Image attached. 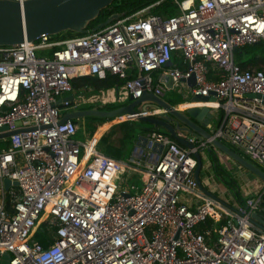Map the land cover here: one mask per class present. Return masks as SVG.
<instances>
[{"label":"built area","instance_id":"2783aa9c","mask_svg":"<svg viewBox=\"0 0 264 264\" xmlns=\"http://www.w3.org/2000/svg\"><path fill=\"white\" fill-rule=\"evenodd\" d=\"M171 1L173 15L152 5L68 38L0 45V132L22 130L0 138V256L9 252V264H264V229L252 221L263 189L233 208L182 201L202 198L194 152L205 144L196 137L189 149L150 130L144 148L118 159L99 139H79L73 119L60 123L62 107L100 98L88 86L76 91L74 77L118 76L113 103L124 104L144 92L162 98L169 73L183 97L215 98L195 102L223 111L217 127L207 125L212 138L264 170V62L243 68L235 59L264 42V0ZM127 173L142 180L135 193L117 181ZM4 178L18 186L6 190ZM208 220L213 242L212 230L197 229ZM42 225L47 245L35 237Z\"/></svg>","mask_w":264,"mask_h":264},{"label":"water","instance_id":"95a60500","mask_svg":"<svg viewBox=\"0 0 264 264\" xmlns=\"http://www.w3.org/2000/svg\"><path fill=\"white\" fill-rule=\"evenodd\" d=\"M114 0H0V45H13L21 43L24 40L35 41L42 35H57L63 31H73L75 33H86L89 30V24L99 16L101 11L111 5ZM120 18V14L111 15L105 22L96 26L93 30L103 27L114 20ZM173 61L166 64L171 67ZM161 81L168 89H173L176 79L169 73H165ZM190 85L195 84L194 78L188 80ZM74 100L73 95L64 97V100ZM214 100V97L194 96V102ZM142 105V110L138 107ZM163 109L164 112L150 113L151 109ZM123 115H132L131 120H140L155 127H163L168 133L183 146L194 149L195 143L191 141L190 136L196 137L205 144L203 150H195L194 157L198 164L195 170V177L201 189L200 170L202 168V152L204 150L212 152L214 148L219 149L227 156L235 160L252 174L264 181V170L251 162L247 157L240 154L223 141L212 138L211 131L207 125L212 120L213 114L208 106H192L186 110H179L174 105L156 96L152 92H144L141 97L130 98L125 104L111 109L101 110L96 108L73 109L65 113L60 119V123L68 119L81 120L82 125L90 116L103 118H116ZM6 127L0 128V131ZM149 131L150 127H146ZM14 132H0V138H5L14 134ZM186 133V135L184 134ZM211 139V140H210ZM146 137L140 136L134 152L138 146H146ZM209 144V145H208ZM3 184L6 190L11 186H18L17 180L4 178ZM126 195H129L127 193ZM235 209V208H234ZM253 223L264 229V205L260 211L252 213ZM10 253L6 252L0 257V264H9Z\"/></svg>","mask_w":264,"mask_h":264},{"label":"trees","instance_id":"16d2710c","mask_svg":"<svg viewBox=\"0 0 264 264\" xmlns=\"http://www.w3.org/2000/svg\"><path fill=\"white\" fill-rule=\"evenodd\" d=\"M159 1L160 3L157 4V2ZM148 6H152L150 10L151 13L158 14V15H173L177 11L175 4L171 0H114V2L111 5L107 6L101 11L99 16L95 18L89 24L88 28L89 30H93L96 26L105 22L113 14L119 13L121 17L129 16ZM76 34L77 33L68 30V31H63L55 35V37L64 39V38H68ZM235 59L237 63L240 64L243 68L250 66V65H254V66L259 65V63L264 62V42H260L258 44L245 46L243 48L237 49L235 52ZM123 83L124 81L121 80L118 76L111 75V74H108L104 78H99L96 76H82V77H74L72 79L73 87L78 92L84 86H88L92 88L94 92H98L100 90L113 88L114 86H121ZM182 102H184V100H180L177 103H174L172 105H176ZM121 105L122 104H118V103H107L103 105L90 104L82 108L83 109L96 108V109H101V110H111ZM88 119L89 120L93 119V120H97V121L105 123L114 118H103V117L90 116L87 118V120ZM73 121L79 124L78 120L73 119ZM144 125H145V122L140 121V120H125L123 122H120L119 124H116L111 128L110 133H112L116 128H122L124 130V135L121 138V144H122L121 147H114L110 145L109 139H108L109 135L107 134L108 136L104 135L100 139L98 143V148L109 156H112L118 159H125L126 157H128V155L132 154L135 148V143L137 142L141 134L147 132L146 127H144ZM149 126H150V130H158V131L169 134L168 131L164 129L163 127H155L154 125H151V124H149ZM0 148H1V145H0ZM211 157L214 163V170L216 174L219 177H222L224 179L223 181H225L227 185L232 187L238 203L244 204L245 197L241 193L237 180L228 172L225 166L220 162L218 155L214 151L211 152ZM224 175L225 177L227 176V178L230 179L232 183L230 181H227V179L224 178ZM7 198H8L7 204L9 207V196H7ZM263 205H264V200H263ZM206 225L207 227H210L211 225L213 226V222L211 220H208L205 223V226ZM43 229H44V226L42 225L40 229L38 230L35 237L42 244L47 245L48 243L45 239V235L41 231Z\"/></svg>","mask_w":264,"mask_h":264},{"label":"crops","instance_id":"0c3cea01","mask_svg":"<svg viewBox=\"0 0 264 264\" xmlns=\"http://www.w3.org/2000/svg\"><path fill=\"white\" fill-rule=\"evenodd\" d=\"M95 93L99 95L100 98L98 101H96V103L92 105H103L107 103H113L115 100V96H116V92L113 88L105 89V90L98 91ZM66 96L68 95H65L63 97H66ZM187 98L188 97L185 98L184 102L178 103L174 106L178 108L179 110H182V109L186 110L187 108L192 107V106H202L203 105V104L198 105L192 99L188 100ZM88 105L90 104L86 103V104L74 105V107H62V113L65 114L73 109H82V107L88 106ZM211 112L213 114V117L208 125H211L212 127H217L223 117V111L211 109ZM126 117L127 119L129 118L128 116ZM107 127H108V124L106 125V128L99 135L97 134V136L96 135L91 136L90 139H94V138L99 139L100 136L107 129ZM147 132L141 134V136L145 137L147 135ZM83 133H84L83 127H81L80 122H79V134H83ZM184 134L186 135V133ZM192 137L193 136H190L189 138H192ZM226 144L229 145L231 148H233L229 143H226ZM213 151L218 155L220 162L225 166L228 172L237 180L241 193L244 195V197L246 195H249V196L254 195L257 190H260V189L264 190V181L262 179H260L257 176H252L254 174H251V172H248L249 170L244 168L242 165L237 163L235 160L227 156L225 153H223L219 149L214 148ZM201 154H202V168L200 170L199 175H200V180L202 182V187L204 188V190L199 187V192L202 195V198L201 197L198 198L196 196L183 193L181 197L182 201L188 204L189 206L195 207L197 204H200L201 202H203L205 198H210V199H213L219 202L224 207L233 208V207L238 206L239 203L236 199V196H235V193L232 187L227 185L225 181H223L224 179L222 177H219L216 174L214 170V163L211 157V152L204 150ZM242 175H245L246 178L243 177ZM133 176H137L142 183V180L138 174H134ZM241 176L243 178H241ZM224 178L228 179L227 176L225 177V175H224ZM0 197H1V188H0ZM205 223L206 222L199 224L197 226V229L199 231L212 230L213 235L209 236L208 241L213 242L216 238V234L214 230L215 228L212 225L210 227H207V225L205 226Z\"/></svg>","mask_w":264,"mask_h":264},{"label":"rangeland","instance_id":"374dc122","mask_svg":"<svg viewBox=\"0 0 264 264\" xmlns=\"http://www.w3.org/2000/svg\"><path fill=\"white\" fill-rule=\"evenodd\" d=\"M37 53L40 54V51H38ZM174 60H175V58H174ZM192 98L193 97H190V98H187V99L190 100ZM162 99L165 100L166 102L170 103L171 105L174 104V103H177L180 100H185V98L182 96V93L179 92V87L178 86L174 87L173 89H170L169 91H167L165 93V95L162 97ZM150 109H152V108H150ZM138 110H142V105L140 107H138ZM125 120H131V119H127L126 116H120V117H116L114 119H111L110 121L105 122V123L97 121V120H93V119L92 120L88 119V120H86L85 123H83V125L80 122L81 127H83V132L84 133L83 134H78L77 137H79L82 140H85L86 137L90 138L91 136H94V135L97 136V134L99 135L106 128V125L108 124L107 129L100 136L99 141L102 138V136L108 134L109 135L108 139H109L110 145H112L114 147H121V145H122L121 144V138L124 135V130L122 128H116L112 133H110V131H111V128L114 125L119 124L120 122H123ZM144 127H149V123L146 124V122H145ZM0 145H1V147L4 146L5 142L0 140ZM248 172H250V171H248ZM242 176L246 178L245 175H242ZM242 176H241V178H243ZM252 176H255V175H252ZM117 181H118L119 184H121L123 187L127 188L132 193L137 192L139 190V188H141V186H142V183L139 180V178L137 176H133V175H131L129 173L121 175L119 177V180H117ZM227 181L231 182L230 179H227Z\"/></svg>","mask_w":264,"mask_h":264},{"label":"bare ground","instance_id":"6f19581e","mask_svg":"<svg viewBox=\"0 0 264 264\" xmlns=\"http://www.w3.org/2000/svg\"><path fill=\"white\" fill-rule=\"evenodd\" d=\"M98 101V100H97ZM123 116H128L129 118H134L132 115H123ZM105 132V131H104Z\"/></svg>","mask_w":264,"mask_h":264},{"label":"flooded vegetation","instance_id":"af4514ba","mask_svg":"<svg viewBox=\"0 0 264 264\" xmlns=\"http://www.w3.org/2000/svg\"><path fill=\"white\" fill-rule=\"evenodd\" d=\"M79 122H81V120H80ZM149 127H150V126H149Z\"/></svg>","mask_w":264,"mask_h":264}]
</instances>
